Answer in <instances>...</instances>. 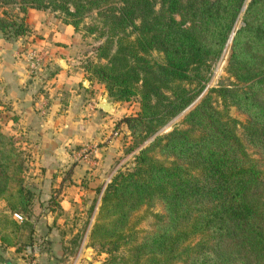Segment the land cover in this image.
Returning <instances> with one entry per match:
<instances>
[{
  "label": "trees",
  "instance_id": "16d2710c",
  "mask_svg": "<svg viewBox=\"0 0 264 264\" xmlns=\"http://www.w3.org/2000/svg\"><path fill=\"white\" fill-rule=\"evenodd\" d=\"M244 1L0 0L18 3L23 15L27 7L60 10L75 29L96 10L101 25L90 30L104 38L84 69L114 99L137 97V110L118 122L135 145L150 140L132 167L106 182L82 230L104 254L99 264H264V161L248 151L264 155V0L247 2L232 36L226 70L233 79L202 92ZM23 15L0 16L4 37L25 33ZM200 94L184 126L158 132ZM231 105L247 114L241 131ZM28 161L27 149L0 125V245L17 250L21 229L33 230ZM156 203L161 211L152 210Z\"/></svg>",
  "mask_w": 264,
  "mask_h": 264
},
{
  "label": "crops",
  "instance_id": "0c3cea01",
  "mask_svg": "<svg viewBox=\"0 0 264 264\" xmlns=\"http://www.w3.org/2000/svg\"><path fill=\"white\" fill-rule=\"evenodd\" d=\"M23 19L25 33L6 38L0 31V125L29 152L25 182L34 194L29 216L33 230L21 229V250L0 245V264L5 258L21 264H84L87 253L80 249L70 256L67 251L69 218L81 215L97 193L102 177L94 156L113 137L121 105L112 100L113 111L98 106L104 97H98L96 88L102 87L74 57L79 38L72 24L35 8H28ZM31 47L43 53L35 70L26 60ZM43 100L45 111L40 110ZM88 142L97 145L94 153L75 159L74 151ZM51 196L58 204L50 203ZM82 245L85 251L91 248L86 239Z\"/></svg>",
  "mask_w": 264,
  "mask_h": 264
},
{
  "label": "rangeland",
  "instance_id": "374dc122",
  "mask_svg": "<svg viewBox=\"0 0 264 264\" xmlns=\"http://www.w3.org/2000/svg\"><path fill=\"white\" fill-rule=\"evenodd\" d=\"M249 0H245L244 4L241 8V10L238 13V16L234 22V27L231 30V33L229 35V38L225 42L220 55L217 59H215L210 66V72H209V78L206 82V85L202 92H204L208 87L218 85L221 81H228L230 79H233V77H230L228 75V72L226 70L227 66V60L228 56L231 50V44H232V36L235 33L236 29L239 28L243 24V13L245 6L247 5V2ZM158 3L156 7H158ZM28 8H34V7H27ZM71 8L72 5H71ZM35 9H42L47 10L49 13H52L53 16L56 17H66V14L61 12L60 10H52L50 7L48 8H35ZM23 13L19 8L18 3H0V16H6V17H22ZM25 17V15H23ZM99 16L97 14L96 10H88L86 11L81 20L79 21L78 27L74 30L78 33V43L77 48L74 54V57L76 59H80L82 64L85 61H88L90 59H96V47L97 45L103 40L104 37H99V29L97 30H90V26L92 25H101V22L99 21ZM71 24V23H70ZM73 26V25H72ZM186 26L190 27L192 30H194L196 33H198V26L195 22H186ZM154 55H158L156 51H153ZM94 82H97L98 85L102 88H96L98 91V97H111L114 102H116L120 109V115L121 117L128 115L129 113H134L138 108V100L137 97L133 98L131 100H116L113 98V96L107 91L105 85L102 82L96 81L94 78H92ZM91 83V81H89ZM89 84V83H88ZM201 94L189 105L187 106L183 111L172 117L163 127H161L158 132H165L171 129L174 125L184 126V123L182 122L184 115L186 114L187 110L191 108L200 98ZM97 97V98H98ZM229 112L232 116L236 117L238 122V131H241V123L244 122L247 118V114L240 110L238 107L231 105ZM119 119H116L114 121V124L112 126V133L111 136L105 140L102 149V154L94 156V159L97 161H94V164L96 167L99 166L98 173L99 176L102 177L100 181H102L101 185L99 182H97V185L101 188V191L98 193H93V197L91 196L89 199V202H87V205L89 207L92 204H95V208H97V204L99 201L100 194L102 192V189L106 182H108L111 178V176L119 169H126L130 168L134 164L135 155L139 151V148L149 142L150 139H147L144 143L140 145H135L133 141V137L130 135V129L127 127V125L123 122H118ZM114 127V128H113ZM113 131H116L114 133ZM248 151L251 153L252 156L261 158V161H264V155L261 153V151L253 146L248 145ZM94 153V152H93ZM158 157L163 158L164 156L157 154ZM100 160V162H99ZM264 163V162H263ZM29 167L26 170V173L29 171ZM27 175V174H26ZM92 175V174H91ZM24 185L27 186V183L24 182ZM97 186V187H98ZM98 187V188H99ZM96 188V186L94 187ZM31 189V188H29ZM94 192V191H93ZM96 202V203H95ZM84 206V205H83ZM89 207L85 205L84 208H82L83 213L81 215H75L74 218H69L71 225H70V231L68 230L70 234V247L68 248L69 255L72 256L74 253L77 252V255L80 253V249L82 252L87 253V256H89V259H85L84 264H99L103 258L104 254L101 252H98V247L91 246V248L87 247V252L84 250L85 246L82 245V241L86 239V244L88 242V238L86 236V233L82 236V230L84 228ZM153 211H161V205L159 203H156L154 206L151 207ZM20 212V211H18ZM95 212V210H94ZM21 213V212H20ZM80 213V212H79ZM22 214V213H21ZM14 216V214H13ZM15 217V216H14ZM16 218V217H15ZM18 219V218H16ZM90 221H93V215L90 218ZM148 224V223H147ZM146 224V225H147ZM27 229V228H25ZM80 234V236H79ZM82 236V237H81ZM80 241V242H79ZM87 246H90L87 244ZM84 258V257H83Z\"/></svg>",
  "mask_w": 264,
  "mask_h": 264
},
{
  "label": "built area",
  "instance_id": "2783aa9c",
  "mask_svg": "<svg viewBox=\"0 0 264 264\" xmlns=\"http://www.w3.org/2000/svg\"><path fill=\"white\" fill-rule=\"evenodd\" d=\"M42 51L36 49V48H28V51L26 52V60L28 62L29 68L35 70L37 68V64L40 62L42 58ZM47 107V101L43 100L40 104V110L45 111ZM97 148V145L91 142L84 143L81 145V147L74 151V157L75 159L79 158H88L91 153H93ZM14 216L18 219H22L23 215L16 211L14 212Z\"/></svg>",
  "mask_w": 264,
  "mask_h": 264
},
{
  "label": "water",
  "instance_id": "95a60500",
  "mask_svg": "<svg viewBox=\"0 0 264 264\" xmlns=\"http://www.w3.org/2000/svg\"><path fill=\"white\" fill-rule=\"evenodd\" d=\"M98 106L106 111H113L114 106L112 104V98L111 97H104L101 99L98 103ZM4 264H21V263H14L10 259L5 258L3 261Z\"/></svg>",
  "mask_w": 264,
  "mask_h": 264
}]
</instances>
